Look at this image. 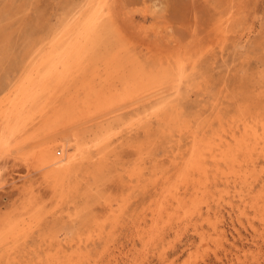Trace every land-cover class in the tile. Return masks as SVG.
Returning <instances> with one entry per match:
<instances>
[{
    "label": "rangeland",
    "instance_id": "obj_1",
    "mask_svg": "<svg viewBox=\"0 0 264 264\" xmlns=\"http://www.w3.org/2000/svg\"><path fill=\"white\" fill-rule=\"evenodd\" d=\"M33 68L42 89L9 121L0 108V264H264V215L239 198L264 190V159L213 184L231 245L202 221L207 247L192 225L139 233L196 141L264 135V0H0V103L29 95ZM143 90L159 93L132 102ZM48 135L74 161L45 183L27 153Z\"/></svg>",
    "mask_w": 264,
    "mask_h": 264
},
{
    "label": "bare ground",
    "instance_id": "obj_2",
    "mask_svg": "<svg viewBox=\"0 0 264 264\" xmlns=\"http://www.w3.org/2000/svg\"><path fill=\"white\" fill-rule=\"evenodd\" d=\"M112 14L114 17H118L116 11ZM118 21H119V19H118ZM123 22H126V21H123ZM35 72H36V70H34V68L29 69V71L26 75V78L24 80L25 83H29L27 88H29L28 92H30L29 93L30 96L28 95L25 99L18 101L17 105H15V103H13V100L10 102H7L4 100L0 103V108H2L4 104L6 105V107H4L6 110L4 109L3 110L4 112L2 111L3 112L2 117L6 118L7 121H9L10 118L16 114L15 112L17 111V109L20 106H23V104L25 102L29 101L30 97H32L36 93L34 91H39L40 89H42V87L40 85L38 86L36 84L37 81H35L33 79ZM31 81H33V82L31 83ZM41 85H42V83H41ZM31 88H32V90L29 91ZM160 91H162V90H160ZM26 92H27V90H25L23 93H26ZM157 93H159V92L158 91L157 92L152 91V90H146L142 94H140L136 97H133V99L131 101L137 103V101H140L142 99L148 98V100H151V98H154L155 94H157ZM23 96H25V95L22 94L19 97H23ZM2 112H1V114H2ZM79 112L81 113V115H82V113H84L83 110H82V112L79 110ZM89 114H90V112H89ZM106 115H107V113H106ZM101 116H103V115H101ZM92 117H94V116H90V118H92ZM99 117H97V118H99ZM81 118H86V116L82 115V117H79V118L69 116L67 118V120L63 122V125H65V126L70 125L71 126L72 124L78 122ZM87 122H90V120ZM73 126H75V125H73ZM263 130H264V125L262 126V132H263ZM50 135H48V137H46L44 139H41V141H39L40 144L37 143V145H38L37 147H33V144H32L31 150H29V152L27 153V155H28L27 159H29L31 162L29 160L28 161L36 167L35 168L32 165L33 169L35 168L37 171H39L42 174V177H43L45 183L57 182L59 180H63L61 178L62 176H60V174H59V171H61V172L65 171L66 172L68 170L69 165L71 163H73V161H74L73 160L74 157L72 155H70V153H69L70 152L69 146L71 145V143H70V145H68L69 143H65L62 145H56V144L52 143V144L46 146V143L43 142L42 140H45L49 137L52 138ZM69 138L70 137H66L65 139L68 140L69 142H71ZM36 141H37V138H36ZM35 145L36 144H34V146ZM16 150H19V149H16ZM18 152H20V151H18ZM243 157H244V159H243ZM25 159L26 158H24V160ZM260 159H264V135L260 132V129L258 128V126L256 124L246 125L244 127V131H243V134L241 136H238L237 132H235V131H233V129H231V131L228 134H226V135L220 134L215 140L205 141V142H200V143L196 141L194 143V147L191 151L190 157L183 162L182 167L180 168V170L178 172V175H177L175 182L174 183L172 182L173 184H169L165 188L162 186L160 187L161 189L159 187H157V191H159V190H161V191H160V193H158L159 198L157 200L156 207L151 210L150 215H149L150 219L152 221V225H151L150 229L147 231H143V229H140L139 230L140 237L144 238V236L146 235L148 237L149 243L150 242H157V241L162 240L166 237V231L167 230L168 231L169 230L170 231H177V233L179 234L178 229L180 228L181 225H183V226L184 225H192L195 228L198 235L201 237L200 243H202L203 246L204 245L206 246L208 244V242H210V241H208V238H210L211 235H212V237H211L212 239L216 238V240L218 242L220 241V242L228 243L231 245L230 239L228 236L227 227L224 223V221H225L224 216L220 212H217V211H215L213 213L214 209H213L211 203L209 202L211 196L214 195V192L212 191L213 190V184L217 185L218 183H221L225 187H230L231 185H233V176H236L239 167L253 166L254 168H256L258 166V163L260 162L259 161ZM175 161L173 162V164L176 166L177 163ZM29 162H28V164H30ZM240 173H241V171H240ZM263 173H264V171H263ZM66 174H67V172H66ZM252 179H253V174L251 172L250 173L248 172L247 175H245L241 178V181H242L241 184H244L245 186L251 187L253 189V186L255 184H254V181H252ZM236 180H237V178H236ZM60 183L58 185H60ZM45 186H46V184H45ZM235 186H236V184H235ZM226 194L229 195L230 192H226ZM259 194H260V196H258V197L255 196L256 201H254L253 203L248 202V197L242 191L239 193V198H240V201L245 204V207L248 205V207H252L256 210V212L259 211L262 213V215H264V190ZM248 195H250V194H248ZM233 196H229L230 197L229 199H231V200L228 203L231 206L233 204V200H232ZM252 196H254V195H252ZM227 199H228V197H227ZM244 204H243V206H244ZM202 206H206V209ZM252 208H251V210H252ZM242 209L241 210L244 211V207ZM31 212H30V210H27L24 212V214L22 213L23 218L25 219V216H27L29 213L31 214ZM111 213H113L112 209L109 211V214L107 215L108 218L110 217ZM244 214L242 216H244ZM240 216H241V214H240ZM246 216H247V214H246ZM248 216H249V214H248ZM260 217L263 218V216H261V215H260ZM199 221L207 222L209 224L213 234L210 235V233H208L207 230L206 231H207V235L209 234L210 237H206L207 236L206 233L202 231L203 226L198 225ZM202 222H200V223H202ZM239 222L242 223V221H239ZM11 227H13L12 224H11ZM146 229H147V227H146ZM235 232H237V234L240 236L237 229H235ZM14 233H13V236H15ZM180 236L181 235H179V238H180ZM9 239H10V237H9ZM212 239H210V240H212ZM216 240H214V241L216 242ZM234 240L236 241V238ZM234 244L235 243H233V246H234ZM167 245H168V243H167ZM214 246H215V244H214ZM215 248H217V247H215ZM218 248H220V247H218ZM163 251L164 252L161 254V257H162V259H165L164 255H166L167 250L165 251V249H164ZM121 252H122V250H121ZM225 252H226V250H225ZM216 256L219 259L221 257V256H219V254L217 252H216ZM226 256H227V254H226ZM232 257H233V254H232ZM239 257L240 256H237L236 259H239ZM47 258H48V256H47ZM57 258H59V257H57ZM54 259H56V258H54ZM239 262H240V260H239ZM169 264H171V263H169Z\"/></svg>",
    "mask_w": 264,
    "mask_h": 264
}]
</instances>
